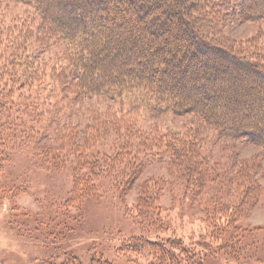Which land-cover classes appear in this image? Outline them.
<instances>
[{"label": "trees", "instance_id": "trees-1", "mask_svg": "<svg viewBox=\"0 0 264 264\" xmlns=\"http://www.w3.org/2000/svg\"><path fill=\"white\" fill-rule=\"evenodd\" d=\"M6 1L32 4L34 10L25 19L8 18L0 5V118L3 114L0 146H14L15 141L23 137L39 138L47 129L54 130L50 137L56 139L61 127L49 119L60 114L59 107H69L93 95H104L101 99L110 100V95L135 94L134 91L140 92L141 97L138 95L137 98L141 102H152L157 111L166 106L175 113H194L215 132L264 144V124L257 128L247 125L250 102L245 104L244 113L239 117L229 118L224 110H234L240 101L233 92L234 87L228 90L230 83L242 88V94H246L244 101L257 95V91L264 95V68L237 52L207 43L202 23L207 14L205 9L197 6L202 5L200 0H88L87 8L80 7V14L64 17L52 13L48 0ZM78 1L76 4L83 5L82 0ZM259 1L264 3V0ZM3 2L0 0V4ZM71 2L66 1L65 7L70 8ZM117 2H123L129 8L120 14L122 20L113 21L120 13L116 10ZM234 2L245 19L262 18L258 8L250 14L243 11L254 1L233 0L231 5ZM132 4L136 10L132 9ZM121 22L129 23L132 33L124 32ZM145 36L148 38L143 41ZM181 36L185 41L183 44L178 43ZM147 40L152 43L149 45ZM52 41L59 49L55 57L45 59L40 54ZM127 42H131L129 50L134 44L139 45L134 47L137 59L133 66L124 60L113 61L114 57H111L115 56L120 43ZM100 54L105 58L104 64L96 67ZM246 76L251 83L242 86ZM207 95L211 96L210 101ZM221 95L226 98L217 101ZM124 113L108 108L96 117L100 119L101 116L106 129L113 128L117 136L119 147L114 145L111 154L90 151L97 136L92 122L86 126L83 144L72 143L69 147V157L77 164H81L83 158L87 159L93 170L92 180L102 174L108 175L113 179L112 188L121 191L127 189L132 181L129 177H134L146 162L164 161V164L176 167V177L183 176L187 192L194 187V181L197 189L204 183H215L217 176L213 174V168L216 163L208 161L209 155L204 151H195L200 148L193 139L195 128L186 134L155 129L138 131L135 122L122 119ZM180 139L183 142H177ZM168 145H172L170 153L166 150ZM45 153L50 155L44 151L43 159L47 156ZM227 172L229 169L224 170V180H227ZM91 182L89 180V184ZM88 186L93 189L92 185ZM214 198L211 199L214 201L212 213L218 211V207L225 209L220 215L227 219L221 223L222 217L216 216L218 230L212 219L213 228L208 235L212 244L193 243L208 248L213 254L220 251L224 255H236L241 249L242 235L234 234L236 222L229 223L236 214L229 212L228 202H217ZM124 211L139 224L150 215H158L148 194H142L135 206L125 205ZM229 227V235L224 238ZM142 230L141 227L138 233L127 236L115 248L129 263L141 264L140 259H144V264H185L173 252L178 247L188 259L195 256L179 237H162L151 230ZM104 259L101 255L92 264H111L106 257Z\"/></svg>", "mask_w": 264, "mask_h": 264}, {"label": "rangeland", "instance_id": "rangeland-1", "mask_svg": "<svg viewBox=\"0 0 264 264\" xmlns=\"http://www.w3.org/2000/svg\"><path fill=\"white\" fill-rule=\"evenodd\" d=\"M66 1L70 0H48L47 3L52 13L62 17L80 14V7L87 8L88 0H82L83 5L76 4L78 0H71L70 8L65 7ZM248 1H254V4L247 5L248 11H243L250 14L251 10L258 8L262 18L245 19L239 6L235 2L231 5L233 0H200L202 5L197 6L205 9L207 14L206 21L202 22L203 36L210 45L237 52L264 68V3ZM117 3L116 10L120 13L113 21L122 20L120 14L129 8L123 2ZM0 5L8 18L25 19L34 10L32 4L22 2L4 0ZM132 9L136 10L133 4ZM121 28L132 33L129 23L121 22ZM181 37L178 43L183 44L185 41ZM147 38L145 36L143 41ZM130 43L118 45L115 56H111L113 61L135 64V48L139 45L136 43L129 50ZM147 43L152 42L147 40ZM57 49L59 46L52 41L40 55L50 60L57 54ZM103 59L100 54L95 66H102ZM245 78L242 86L251 83L247 76ZM232 87L240 101L234 110L223 108L228 117H239L244 113L245 104L250 102L247 125L261 127L264 124V95L257 91V95L244 101L246 94H242V88L234 83L227 85L228 90ZM134 92L123 96L110 95V100L101 99L104 95H93L69 107H59L60 114L49 119L61 127L56 139L50 137L54 130L47 129L39 138L23 137L16 140L14 146H0V264H92L101 255L111 264H136L129 263L115 248L127 236L138 233L141 227L143 232L151 230L162 237H179L195 255L192 260L179 247L173 250L185 264H264V144L215 132L194 113H175L166 106L157 111L152 102H141L137 98L138 95L141 97L139 91ZM207 96L210 101L211 96ZM221 98L222 95L217 101L226 96ZM108 108L113 112H125L122 119L135 122L138 131L155 129L186 134L195 128L193 139L200 147L195 151H204L209 155L207 160L216 163L213 168V174L217 176L215 183H204L197 189L194 181L195 188L191 187L187 192L183 176L176 177V167L164 164V161L146 162L134 177L128 176L132 181L121 191L112 188L113 179L108 175L102 174L92 180L93 170L87 159L83 158L81 164H77L73 157H69L68 151L72 143L83 144L86 126L90 122L95 123L93 129L97 135L89 148L91 152L111 154L114 145L119 147L113 128L106 129L101 116L96 118ZM180 141L183 142L182 139L177 142ZM166 150L170 153L172 145ZM44 151L50 155L45 153L47 156L43 159ZM226 169L229 172L224 180ZM142 194L151 195L158 214L156 217L149 213L150 216L142 222L143 226L124 211L125 205L135 206ZM213 197L217 202H228L231 206L229 212L236 214L229 222H236L234 234L242 235V238L245 234V239H240L241 249L236 255H224L220 251L213 254L208 248L193 243L212 244L208 236L213 228L212 219L217 230L216 216L222 217L221 223L227 219L220 215L225 209L218 207V211L212 213ZM230 230V227L225 230L224 238ZM139 262L144 264V259Z\"/></svg>", "mask_w": 264, "mask_h": 264}]
</instances>
